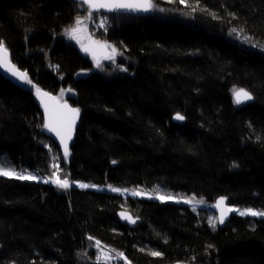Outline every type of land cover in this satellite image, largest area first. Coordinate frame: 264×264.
Instances as JSON below:
<instances>
[{
  "label": "trees",
  "instance_id": "trees-1",
  "mask_svg": "<svg viewBox=\"0 0 264 264\" xmlns=\"http://www.w3.org/2000/svg\"><path fill=\"white\" fill-rule=\"evenodd\" d=\"M79 29L111 58L97 67L82 55ZM0 41L32 82L72 91L82 112L66 162L33 92L0 75V161L39 178L0 176V264H93L95 240L133 264H264V218L232 214L220 228L214 209L41 180L53 156L77 181L264 210V0H152L145 16L0 0ZM236 88L254 103L236 105ZM121 210L140 223L123 224Z\"/></svg>",
  "mask_w": 264,
  "mask_h": 264
},
{
  "label": "water",
  "instance_id": "water-1",
  "mask_svg": "<svg viewBox=\"0 0 264 264\" xmlns=\"http://www.w3.org/2000/svg\"><path fill=\"white\" fill-rule=\"evenodd\" d=\"M71 1L78 3V4L85 5L86 7H88L89 9H91L95 13H104L107 15L122 14V15H130V16H145V15H148L151 11V7L149 8L148 11L129 10V9H116V10L109 11L105 8H90L88 3L85 2V0H71ZM94 2H97V3L107 2V0H94ZM127 2H144V0H127ZM148 2L150 4H152V0H148ZM4 47L7 49L6 46H4ZM79 51L85 57L92 58L95 61V63H98L107 54V48L104 45L98 44L93 40H90L89 42L82 44L79 47ZM2 56H3V53H0V57H2ZM7 60L18 71L24 72L13 62L12 54L9 51V49H7ZM0 75L3 78H5L6 80H8L9 82H11L12 84H14L15 86L21 87V88H24V89H27V90H30L33 92L36 104L40 108L41 112L43 113L44 125L48 122V113L45 112L44 104L41 103V98L38 97L36 94V88H39L42 92L48 94V96L44 97L43 99L48 104L49 111L52 113L54 119H57L61 122L62 131L64 130V126L67 124L68 121L71 120V117H72V114L70 112H68L66 109H64L62 106L66 104L69 109H79V115L76 117L75 123L71 129V138L67 141L68 152L71 153L72 147L75 144V140H76V136H77V130L81 124V118H82V112H81L80 108H78V107H76L70 103L69 99L71 98V96L64 97V96H60L59 93L58 94L52 93V92L47 91V90L43 89L42 87L36 85L34 82H32L31 84L24 83L21 80L17 79V77L13 76L11 74V72L5 70L4 67H0ZM28 79H30L29 76H28ZM33 85H35V87H33ZM236 89H244V88H236ZM244 90L247 91L246 89H244ZM247 92H249V91H247ZM250 94L253 97L252 100L237 104L235 101V98H234V102L238 106H246V105L252 104L255 101V96L252 93H250ZM48 97H51L52 99H49ZM177 121L183 122L184 120H177ZM44 134L47 137H49L50 139H52L54 141V143L57 145V147L59 148L60 152L62 154H64V146L61 144L60 137H58L54 132H50L45 126H44ZM222 198L224 199V205L217 207L218 202ZM228 208H230L229 200L226 197H220L216 200L215 206H214V211L217 215V221H218L220 228H224L229 223V221L232 217L233 213L226 211V209H228ZM222 210L224 211L223 223L220 222ZM122 213H124L127 216H130L132 218V220H135V223L130 222L128 219H124L121 215ZM118 217L123 224H126L132 228L136 227V225L138 223H140V219L136 218L128 210H121L118 213ZM179 264H182V263H179Z\"/></svg>",
  "mask_w": 264,
  "mask_h": 264
},
{
  "label": "snow or ice",
  "instance_id": "snow-or-ice-1",
  "mask_svg": "<svg viewBox=\"0 0 264 264\" xmlns=\"http://www.w3.org/2000/svg\"><path fill=\"white\" fill-rule=\"evenodd\" d=\"M86 3H88L90 8H105L109 11L116 10V9H129V10H142V11H148L151 7V4L148 2V0H144V2H127V0H107V2H94V0H85ZM181 2H184V0H181ZM82 21L79 19L76 21L77 25H80ZM78 29L74 28L72 29V33L74 34ZM233 32L236 31L234 28L232 30ZM107 47V45H105ZM115 51V49H113ZM0 53H3V56L0 57V67H4L5 70L11 72V74L17 79L21 80L24 83L31 84L32 81L28 79V75L26 72H20L18 71L13 65H11L7 60V49L4 47L3 41H0ZM111 58V57H109ZM99 63H97V67H99ZM35 87V85H33ZM36 94L38 97L41 98V103L44 104L45 112L48 113V122L44 125L50 132H54L58 137H60L61 144L64 146V154L65 158L68 156V145L67 141L71 138V129L72 126L75 123L76 117L79 115V109H69L68 106L65 104L62 107L66 109L68 112L72 114L71 120L67 122V124L64 126V130L62 131V125L61 122L57 119H54L52 113L49 111L48 104L44 101V97H47L48 94L42 92L39 88H36ZM235 101L237 104L243 103L245 101H250L253 99L252 95L245 91L244 89H235L233 92ZM49 99H52L51 97H48ZM175 119L177 120H183L184 117L182 115L177 114L175 116ZM115 163V161H113ZM234 167L237 165H233ZM56 171L53 172L51 180L45 179L43 180L44 183H53L57 187L67 189L70 187L68 179H61L59 176L60 168L59 165L53 166ZM0 176H5L9 178L19 179V180H33L38 181L39 178L35 175L31 174H18L17 172L13 170H5L4 168H0ZM80 187L87 188L90 187V185L87 184H80ZM110 190L114 192L121 191L117 188H111ZM126 191V190H125ZM140 192H134L133 195H140ZM157 199L164 200V199H171V197H164V196H157ZM184 203H189L188 200H185ZM224 205V199L222 198L218 204L217 207H220ZM226 211H238L237 209L228 208ZM124 219H128L130 222L135 223V220H132L130 216L125 215L124 213L121 214ZM240 215H251V216H264V212H256L251 209H246L244 211L240 212ZM224 218V211L222 210L221 213V219L220 222L223 223ZM214 226V225H213ZM121 257L123 256L122 253L119 254ZM151 255L153 256H159V252H152Z\"/></svg>",
  "mask_w": 264,
  "mask_h": 264
},
{
  "label": "rangeland",
  "instance_id": "rangeland-1",
  "mask_svg": "<svg viewBox=\"0 0 264 264\" xmlns=\"http://www.w3.org/2000/svg\"><path fill=\"white\" fill-rule=\"evenodd\" d=\"M79 30H80L79 35L82 36V39H84V43L89 42L88 34L86 33V31H83L82 29H79ZM109 56H111V54H108V52H107V54L104 58L107 59ZM87 73H88L87 71H82V72H80L79 76H83ZM59 94H60V96H64V97L73 95L72 91H70V90L61 91ZM68 157L69 156H67V158H65V159H67L66 162L68 161ZM55 159H56V157L52 156V161L50 163V173L47 174L46 176L42 177V179H41L42 181L45 179L51 180L53 172L56 171V169L53 166L59 165V168H60L59 176H60V178L61 179L66 178L69 181L70 187H68L67 189H70V188L91 189V190H97V191H101V192L114 193V194H118V195H121L124 197L150 198V199H155V200H159V201L173 202V203H179L182 205H187L194 210H198V209L210 210V209H214V206H215V203L206 201L203 198H199V197L194 196L192 194H186V193H174V194H172L171 193L170 195L166 196V195H163L161 192H156L155 190L147 189V188L142 187V186L122 187V186H118V185H114V184H94V183H89V182H84V181H77V180H74L70 177V175L67 171V169H68L67 164L63 163L61 161H57ZM4 161L7 162L9 165V160L3 159L2 161H0V168H4L5 170H11ZM14 171L17 172L18 174H31V172H29L27 170L15 169ZM31 175H33V174H31ZM49 184L56 186L55 184H53L51 182H49ZM80 184H87V185H90V187L83 188V187L79 186ZM110 186H111V188H117V189H120L121 191H119V192L111 191ZM58 188H60V187H58ZM61 189H63V188H61ZM137 191L140 192L141 194L140 195H133V193L137 192ZM157 196L171 197V199L160 200V199L156 198ZM185 200H188L189 203H184ZM230 208L237 209L238 211H231L233 214H237V215H240V212L244 211L246 209H251V210L256 211V212H264V210L251 208V207L248 208V207L231 206ZM240 216L264 218V216H251V215H240ZM210 218L212 219V221L217 222L216 213H211ZM89 249H92L95 251V257H92V259H91V262L93 264H133L132 261L130 260V258H128L123 253V251L109 247L107 245H104L102 242H99L98 240H95L94 243L90 244ZM120 253L123 254L122 257L119 255Z\"/></svg>",
  "mask_w": 264,
  "mask_h": 264
}]
</instances>
